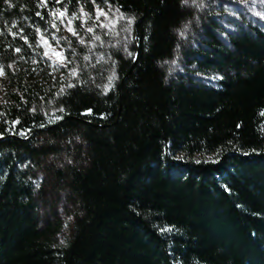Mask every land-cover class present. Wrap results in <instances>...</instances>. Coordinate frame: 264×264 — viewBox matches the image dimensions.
<instances>
[{
	"label": "trees",
	"instance_id": "1",
	"mask_svg": "<svg viewBox=\"0 0 264 264\" xmlns=\"http://www.w3.org/2000/svg\"><path fill=\"white\" fill-rule=\"evenodd\" d=\"M187 1L0 0V264H264V0Z\"/></svg>",
	"mask_w": 264,
	"mask_h": 264
},
{
	"label": "rangeland",
	"instance_id": "2",
	"mask_svg": "<svg viewBox=\"0 0 264 264\" xmlns=\"http://www.w3.org/2000/svg\"><path fill=\"white\" fill-rule=\"evenodd\" d=\"M208 1L209 0H188L186 5L191 10H197L199 7L203 9L206 7L205 4L208 3ZM217 1L224 9L222 13L223 16H221L219 20L227 27L228 21L236 19L238 12L249 13L257 16L258 11L263 7L257 0H215V2ZM215 2H213L211 7H214ZM215 17L218 18L217 16ZM260 19L262 20H259V22L262 23L264 28V18ZM192 35L193 32L190 28V24H186L180 31V36L183 41L185 40V42L191 39ZM180 59L181 57L179 56L169 62L167 64L168 68L173 72L179 70L182 66ZM46 163H48L46 170L42 172L37 182L40 186L37 198V222L40 228L58 225L66 231L72 222V217L76 211L77 205L66 183L60 182L55 177L54 173L50 171L52 169H50L51 167L49 166V161Z\"/></svg>",
	"mask_w": 264,
	"mask_h": 264
},
{
	"label": "snow or ice",
	"instance_id": "3",
	"mask_svg": "<svg viewBox=\"0 0 264 264\" xmlns=\"http://www.w3.org/2000/svg\"><path fill=\"white\" fill-rule=\"evenodd\" d=\"M8 2V0H5V3H7ZM40 2L41 3H45V0H40ZM57 2H59V0H57ZM181 2L182 3H185V0H181ZM57 13L60 15V16H63L64 15V13L63 12H60L59 10H57ZM99 14V13H98ZM37 15H39V13H37ZM73 16H75V13H73ZM61 22H63V21H61ZM129 23H131V21H129ZM101 26H103V25H101ZM52 27H56V25H55V23L53 22V24H52ZM66 27H67V30L69 31V32H71L73 35H76V32H75V30L73 29V28H71V27H69V26H67L66 25ZM88 31H91V29H88ZM26 39V38H25ZM61 111H62V109H61ZM262 115H264V113H262ZM161 231H167V229H162Z\"/></svg>",
	"mask_w": 264,
	"mask_h": 264
},
{
	"label": "water",
	"instance_id": "4",
	"mask_svg": "<svg viewBox=\"0 0 264 264\" xmlns=\"http://www.w3.org/2000/svg\"><path fill=\"white\" fill-rule=\"evenodd\" d=\"M133 35H134V38L136 37V30H135V25L133 27Z\"/></svg>",
	"mask_w": 264,
	"mask_h": 264
}]
</instances>
